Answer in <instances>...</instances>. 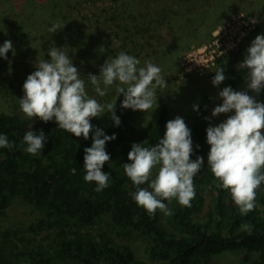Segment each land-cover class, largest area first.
<instances>
[{"label": "trees", "instance_id": "obj_1", "mask_svg": "<svg viewBox=\"0 0 264 264\" xmlns=\"http://www.w3.org/2000/svg\"><path fill=\"white\" fill-rule=\"evenodd\" d=\"M102 1L106 0H26L34 10L31 16L39 14L40 24L47 20L39 38L62 39L64 47L74 45L83 51L88 48L91 36L83 24L74 28L72 10L82 3ZM107 1L116 7L107 17L114 35L119 36L120 30L127 31L128 43L132 45H137L136 38L150 43L156 36L151 28L155 26L161 31L164 22L170 26L175 42L203 34L205 23L214 16L217 19L219 8L225 4L221 5L223 0ZM0 18L5 25L22 26L12 20L5 23L6 15ZM33 21L36 24L39 20ZM55 23L65 26L56 33L49 32ZM211 32L210 25L208 36ZM229 55L226 52L215 57L214 65L206 73L212 81L215 71L225 68L228 79L220 87L211 82L218 91L224 86L235 89L246 76L245 69L226 62ZM71 56L73 60L77 58L75 52ZM20 75L27 78L29 69L27 74ZM10 76L0 84L10 86L11 81L22 84L23 81L15 78L16 74ZM16 91L2 90L6 95H16ZM255 99L264 102V88L259 95L255 94ZM122 100L116 86H111L106 100L101 102L116 101L119 126L107 112L91 120L106 135L116 136L106 143L111 161L102 170L110 174L109 187L101 192L95 191V182L84 180V148L91 146L93 133L85 140L60 129L55 119L47 123L28 119L22 111H16V106L12 111H0V135L7 136L14 145L0 148V214L17 198L41 213L26 226L0 231V264H213L212 258L223 252L240 254L243 264H264V183L257 190L256 208L245 216L240 215L230 192L216 187L218 181L207 165L209 125L203 115H193L187 108L179 115L191 130L190 159L204 158V166L194 177L196 194L192 207H182L176 199L164 200L173 214L165 216L157 210L150 216L137 205L131 195L136 187L124 173L123 164L130 163L128 153L133 143L155 146L165 134L166 122L177 115L173 111L175 105L159 97L158 106L154 105L147 113L122 108ZM144 122L147 127L143 126ZM30 130L37 135L42 130L46 137L44 149L37 155L24 151L27 145L23 136ZM155 175L153 170V178ZM244 224L252 226L251 233L242 228ZM43 233L45 236L36 239ZM134 236L146 240L148 260L138 258L129 244Z\"/></svg>", "mask_w": 264, "mask_h": 264}, {"label": "clouds", "instance_id": "obj_2", "mask_svg": "<svg viewBox=\"0 0 264 264\" xmlns=\"http://www.w3.org/2000/svg\"><path fill=\"white\" fill-rule=\"evenodd\" d=\"M64 26L55 23L48 31L56 33ZM104 50L102 47L101 51ZM9 51L15 54L12 41L5 40L0 46V57L7 59ZM48 56L50 59L39 60L35 64L37 70L27 76L24 95L19 99L20 110L28 119L45 123L55 119L60 129L77 138L88 140L90 132L93 133L91 146L84 148V180L95 182V191L101 192L109 187L110 174L102 170L111 161L106 143L116 136L106 135L91 120L107 112L119 126L116 101L101 104L90 97L80 71L63 48L52 47ZM140 63L136 57L120 52L115 58L105 60L99 75L87 76L98 96L104 97L115 84L118 97L123 95L122 108L147 113L154 105L158 106L157 89L168 84L159 66L145 61L141 67ZM238 66L248 70L246 88L259 95L264 88V34L255 37ZM226 79L225 68H218L211 82L220 87ZM218 98L222 104L214 107L212 117L234 114L206 129V142L210 145L207 165L218 181L216 187L228 190L240 215L245 216L256 208L257 190L264 183V102H258L248 91H235L230 86H224ZM193 109L198 110V105H193ZM143 126L147 127L145 122ZM23 143L27 145L26 153L37 155L44 149L46 137L42 130L38 135L30 130L23 136ZM13 146L7 136L0 135V148ZM192 154L191 130L180 116L166 122L165 134L155 146L132 144L128 153L130 163L123 164V170L136 187L131 194L134 201L148 215L154 216L157 210L165 216L172 215L164 200L176 199L182 207H192L196 194L194 177L204 166V158L197 156L192 160ZM153 170H156L154 178ZM75 172V168L71 169V174ZM145 184L148 186L141 187ZM242 228L252 231L249 224Z\"/></svg>", "mask_w": 264, "mask_h": 264}, {"label": "rangeland", "instance_id": "obj_3", "mask_svg": "<svg viewBox=\"0 0 264 264\" xmlns=\"http://www.w3.org/2000/svg\"><path fill=\"white\" fill-rule=\"evenodd\" d=\"M223 3L225 4L219 8L217 19L214 16L205 23L203 34L189 37L182 42H175L173 35L171 36L170 26L164 22L161 31L157 30L155 26L151 28L156 36L150 40V43H143L142 39L136 38L137 45L128 43L127 31L124 33L120 30L119 36L114 35L107 17L111 12L113 13L116 7H113L109 1L95 4L82 3L80 7L72 10V15L75 21L74 28H80L83 24L84 30L88 31L91 36V41L87 45L88 48L83 51L74 45L73 48L68 45L64 47L61 42L62 39L39 38V34L47 25V20L40 24L42 18L39 17V14L31 16L30 14L34 10L26 0L0 1V16L6 15L8 17L5 23L7 20H12L16 25H22L21 27H11L5 25L4 22H0V46L3 45L5 40H11L15 53L9 51L7 59L0 57V82L8 81L11 74H16L15 78L23 81L20 85L16 82L13 83V81H11L10 86L0 84V111H12L15 106L16 111H21L19 99L24 95L23 84L26 78L23 77V79L20 74H27V69H29V74L36 71L35 64L39 60L50 59L48 50L55 46L63 48V51L69 54L74 66L81 73V79L85 81L88 95L95 98L99 103L106 100L111 88L104 97L98 96L87 75L90 73L99 75L100 68L105 60H111L120 52H125L139 59L141 67L144 66L145 61H150L162 69V75L168 85L166 88H158L157 95L159 98L169 101L171 105H175L173 111L177 116L187 108L190 113L194 112L193 115L207 117L206 121L209 126H216L234 113L212 117V110L217 105L222 104V99L218 98L219 91L212 86L210 79L206 76L210 69V66H204L207 63L205 60L208 51L217 50L219 44L222 45V39L219 41L218 36L223 37L224 40L226 38L224 36L233 35L234 31L242 24L244 34L239 42H237L239 37L236 36L235 46L227 52V55H230L226 60L227 63L238 66L243 62L246 50L255 37L264 34V0H223L221 5ZM35 18L39 20L35 21L36 24L33 21ZM211 20L213 21L212 24H210ZM253 20L256 23H253ZM233 24H235L234 28L230 26ZM210 25L212 32L211 36H208ZM218 27L219 29L225 27V33L219 30L220 34L213 36V32L217 31ZM210 45L211 47L205 51L204 47L208 48ZM102 47L105 49L104 51H101ZM72 52L77 54V58L74 60L71 56ZM189 69H191L190 72ZM245 70L247 76L248 70ZM246 76L243 82L233 90L248 91L249 95L255 97V93L246 88ZM8 87H12L13 90ZM3 89H7V92H15L17 89V94L6 95L2 92ZM193 105H198V110H194ZM187 123H190V121ZM40 215L41 213L31 205L17 198L4 214H0V231L19 229L35 221ZM45 234L43 233L36 239H40ZM17 239L18 237L14 240L17 241ZM128 242L132 245L138 258L148 260L146 254L147 242L144 238L134 236ZM212 263L243 264L241 255L233 252H223L214 256Z\"/></svg>", "mask_w": 264, "mask_h": 264}, {"label": "built area", "instance_id": "obj_4", "mask_svg": "<svg viewBox=\"0 0 264 264\" xmlns=\"http://www.w3.org/2000/svg\"><path fill=\"white\" fill-rule=\"evenodd\" d=\"M231 21V20H230ZM234 25H230L231 27L234 28ZM243 28L244 26L242 24L239 25L238 29H236L234 31V34L231 35V36H224L226 38H224L223 40V37H220L218 36L217 38H219V41L222 39V45L219 44V48L217 50H209L208 53H207V58H206V64L204 65L205 67H211L214 65V61H215V57H218L220 55H222L223 53H226L228 52L231 48H233V46H235V43H234V40L236 38V36H238L239 38L237 39V42H239V40L242 38L243 36ZM217 31H214L213 32V36H217L219 35L220 31L222 30L223 32L222 33H225V27H223V29H216ZM220 30V31H219ZM226 39V40H225ZM231 44V45H230ZM211 47V45L207 48V47H204V50H208L209 48ZM191 71V69H189V72Z\"/></svg>", "mask_w": 264, "mask_h": 264}]
</instances>
